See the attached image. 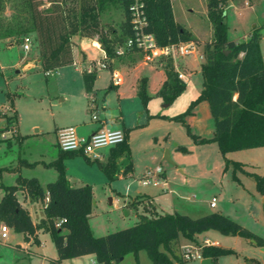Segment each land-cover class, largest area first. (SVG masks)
<instances>
[{
    "label": "rangeland",
    "instance_id": "1",
    "mask_svg": "<svg viewBox=\"0 0 264 264\" xmlns=\"http://www.w3.org/2000/svg\"><path fill=\"white\" fill-rule=\"evenodd\" d=\"M206 1L173 0L177 20L196 37V51L176 58L180 71L184 72V63L190 67L189 74L193 84L202 80L200 69L203 59L199 55L202 54L203 44L211 39ZM246 1L250 4L247 5ZM42 2L41 9L49 7L47 0ZM223 10L230 40L239 39L254 25H261L263 37L260 44L264 43V0H225ZM124 21V11L118 5H109L99 16L100 25L104 29L114 28L117 35L121 34ZM28 25L29 18L22 7V0H0V196L4 192L1 185L15 183L18 175L35 176L43 187L47 181L57 177L58 172L53 164L58 153L54 124H72L80 131L89 122H94L92 114H95L99 119L112 117L111 124L122 127V122L116 118L120 102L116 90L118 87L108 89L112 72L118 70L122 75L125 94L135 95L134 99L125 97L128 99H124L122 103L125 124L137 123L139 114L142 115V119H139L141 125L136 128L128 127V139L132 146V173L123 177H118L115 173L109 179L100 169L99 162H107L112 146L97 149L102 154L98 160L88 158L90 161H87L82 154L63 160L65 176L70 183L91 186L93 204L88 224L92 234L99 236L137 222L138 216L134 209L124 206L123 199L136 195L149 196L159 211L177 212L194 218L220 212L251 233L252 237H246L209 229L196 234L193 240L186 243L203 244L207 238L227 249L228 252L214 259V264H264V195L257 190L254 178V174L264 178V147L233 151L224 157L215 141H194L184 123L170 119L186 110L194 99L191 91L184 92L165 107L163 105L166 104L158 93L166 78L159 84L160 73L157 68L164 70L172 62L171 59L148 56L139 50H126V42L116 45V49L123 52L110 62L113 69L107 66L96 72V79L89 92L96 98L97 108L91 110L88 100L82 98L85 89L82 79L83 64L80 63L100 61L101 55H95L89 47L86 49L89 54L86 53L78 44L81 36L74 35L72 54L73 60L79 62L77 67L73 64L66 65L49 70L50 74L45 75L39 62V65L35 64L30 69L26 65L21 66V71H18L15 66L17 61L29 59L33 63L38 58L33 34L27 33L32 38V46L25 52L21 46L23 35L16 32ZM6 28L12 30L9 36L4 33ZM89 39L97 41V35ZM92 40L87 42L91 44ZM94 45L96 51L101 53L97 48H101L100 43ZM129 54H133V57H126ZM138 60L146 62L127 71L119 68L121 64ZM143 80L149 96L146 108L140 98L136 97ZM158 84V89H155ZM102 104L106 107L102 108ZM196 105L191 114L184 117V121L197 138H211L214 125L210 109L208 119H197L200 117L199 113L192 119L190 117L194 115ZM162 113L166 116H157ZM14 116V124L8 125L7 117L13 119ZM177 146L181 149H177ZM225 158L230 160L227 166ZM178 168H182V171ZM145 170L163 173L165 176L162 177L168 182L172 193L160 187L140 185L137 178ZM182 179L186 181L182 182ZM212 200L214 207L209 204ZM34 206V215L43 216L41 202L34 201ZM7 235L5 239L0 238V264H45L43 255L55 253V247L47 232L42 234L40 244L28 243L24 240L23 233L9 227ZM180 238L185 237L181 234ZM255 239L260 240L261 244H257ZM93 260L95 261L94 257L87 254L64 259L63 264H93ZM201 261L194 259L184 263L201 264ZM175 263L178 264L176 261ZM94 264L99 263L95 261ZM115 264L152 262L146 251L140 250L137 259L132 253H128Z\"/></svg>",
    "mask_w": 264,
    "mask_h": 264
},
{
    "label": "trees",
    "instance_id": "2",
    "mask_svg": "<svg viewBox=\"0 0 264 264\" xmlns=\"http://www.w3.org/2000/svg\"><path fill=\"white\" fill-rule=\"evenodd\" d=\"M47 1L50 3L49 7L41 9L42 0H22L29 25L16 31L20 35L33 34L34 47L38 51L40 66L44 71L72 64L74 35L89 38L97 35L109 67L112 59L119 56L116 45L135 37L130 0ZM142 1L146 20L143 32L151 33L157 45L193 40L191 32L175 20L171 0ZM224 1H206L211 39L202 46V89L184 112L170 119L184 123L196 142L215 141L221 155L225 157L229 152L264 147V64L259 45L261 26H252L245 40H230L224 21ZM109 5H118L124 11L125 21L120 35L116 34L114 28L104 29L100 25L99 16ZM11 31L6 28L4 33L9 36ZM130 50L137 51L138 48L134 46ZM164 71L166 79L158 93L165 104H170L181 95L186 84L178 79L171 63L166 65ZM82 79L85 90L89 92L96 79V72L83 71ZM114 87L110 82L108 89ZM138 96L146 108L149 96L146 94L144 80ZM203 100L207 101L213 119L214 132L211 138H197L184 121V117L191 114L193 107ZM13 119L7 117V124H14L16 116ZM127 131H124V142L111 149L107 162H99L100 169L109 179L118 173L116 159L121 155L126 158L122 174L126 175L132 170ZM77 154L81 153L59 149L53 162L58 172L57 177L47 182L44 187L36 177L21 175L16 177L14 184L1 185L4 192L0 198V222L23 233L25 241L32 239L37 243L39 230L49 233L56 257L49 258L48 264H62L64 259L87 254L93 255L99 264H115L128 253H132L137 259L140 250L146 251L152 264H174L175 261L185 264L177 254L181 234L193 240L198 233L217 229L224 234L252 237L247 229L223 213L212 212L194 218L177 212L151 211L152 206L148 202L143 206L147 213L138 215L137 222L95 236L88 224L93 204L91 186H72L65 176L63 160ZM85 159L90 161L87 157ZM225 161L227 166L230 160L225 158ZM234 165L239 166L237 163ZM254 178L257 190L264 195V178L256 174ZM17 191H23L30 199L42 203L44 217L37 223L32 222L29 211L19 202ZM46 196L48 199L45 202ZM134 202L135 200L130 204ZM61 218L64 221L57 227L55 222ZM255 242L261 244L258 239ZM201 251L203 257L210 258L212 262L218 255L228 252L227 249L215 245H204Z\"/></svg>",
    "mask_w": 264,
    "mask_h": 264
},
{
    "label": "built area",
    "instance_id": "3",
    "mask_svg": "<svg viewBox=\"0 0 264 264\" xmlns=\"http://www.w3.org/2000/svg\"><path fill=\"white\" fill-rule=\"evenodd\" d=\"M143 1L142 0H130V11L132 16V23L136 29L135 37L129 38L126 40L125 49L130 50L132 47L136 46L140 52H144L148 56L152 57H167L171 61H176L178 56H184L192 54L197 49L196 42L190 41H181L177 43H171L164 46H159L155 42V39L151 33L143 32V25L146 20L143 15ZM22 49L25 52H28L32 46V38L25 34L22 36ZM96 47V46H95ZM99 51H101L100 61L87 62L86 66L83 67V71L87 73L97 72L100 69L107 68L108 64L106 61V55L103 49L97 46ZM118 54H121L123 51L116 49ZM202 56V55H201ZM151 58V57H150ZM74 66H78L79 62L76 60L72 62ZM264 64V58H263ZM178 79L186 83L188 81V76L185 72L175 69ZM50 72L45 71V75H49ZM111 82L113 85H119L121 83V76L117 71L112 72ZM90 106L93 108L94 105L91 102ZM92 119L96 120L97 117L95 114H92ZM125 140L124 131L121 129H110L101 127L96 131L92 132L88 137L79 136L77 134L76 128L74 126H65L57 131V146L62 151H72L78 152L90 158L92 160H98L101 158L102 154L97 152V149L102 147L112 146L115 147ZM141 184L143 185H158L160 179L157 176H151L150 173H146L140 179ZM214 200L210 202V206H214ZM64 221L63 218L56 220L55 225L58 227ZM8 226L0 222V236L5 238L7 236ZM204 245H214L210 244L208 240L204 241V244H182L178 249V258L182 262H187L194 259L202 260L204 257L202 255V246ZM94 264L95 261L93 260Z\"/></svg>",
    "mask_w": 264,
    "mask_h": 264
},
{
    "label": "crops",
    "instance_id": "4",
    "mask_svg": "<svg viewBox=\"0 0 264 264\" xmlns=\"http://www.w3.org/2000/svg\"><path fill=\"white\" fill-rule=\"evenodd\" d=\"M246 4L247 5H249L250 3H248L247 1H246ZM171 5H172V9H173V14H174V3H173V0H171ZM174 18H175V20L177 21V22H179L178 20H177V17H176V15L174 14ZM180 23V22H179ZM257 26V25H256ZM261 26V25H260ZM249 32L250 31H248V33H246V34H244L242 37H239V39H232L233 41H236V42H238V41H242V40H245L247 37H248V35H249ZM192 33V32H191ZM263 35V32H262V30H261V39H262V36ZM192 38H193V40L192 41H194V42H196L194 39L196 38V37H194L193 36V34H192ZM199 39V38H198ZM72 40H73V38H72ZM88 40H92V39H89V38H87V37H80L79 38V40H78V44L80 45V47L83 49L84 48V50H85V52L86 53H88L89 54V51H87L86 49L89 47L90 48V50H92L93 52H95V55L97 54L98 56H100L101 55V53L100 52H98V51H96V48H94L95 47V45L94 44H98V42L97 41H93L92 40V45L89 43V42H87ZM12 45V44H11ZM11 45H9V46H11ZM259 45H260V51H261V55H262V58H264V43H262V44H260L259 43ZM135 53V52H134ZM202 54H200L199 56H200V58L201 59H203V57L201 56ZM126 57H133V54H129L128 56H126ZM34 62L33 63H31V60H29V59H24L23 61H17L16 63H15V66L18 68V71H21V69H20V67L21 66H27V67H29L28 69H30V68H32V67H34L35 66V64H38L39 65V62H40V60L38 59V58H36V59H34L33 60ZM35 61H36V63H35ZM203 61V60H202ZM145 62L146 61H143V60H138V61H134L133 63H130V64H128V63H124V64H121V65H119V68H125L126 69V71L127 70H129V69H135V68H137L139 65H141V64H145ZM202 63V62H201ZM80 64H83L82 65V72H83V67L84 66H86V64H87V62H83V63H80ZM171 66H172V68H173V70H175V69H178L177 67V63H176V61H172L171 62ZM184 67H183V69H184V72L187 74V76H188V81L185 83L186 84V86H185V89H184V91L181 93V94H183L184 92H188V91H191V96H192V98L194 97H196V96H198V94L200 93V91H201V89H202V81L203 80H201V81H199L198 80V82L196 83V84H193L192 82H191V74H189V71H190V67H188V65L186 64V63H184V65H183ZM110 69H113V66L112 65H110V67H109ZM23 71V70H22ZM115 71H117L119 74H120V76H121V83L119 84V85H114L115 87L114 88H117L118 87V89H116L117 90V94H118V96H119V99H120V102H118V107H117V109H118V115L116 116V118L117 119H119L121 122H122V127L120 128V127H117V126H115V125H112L111 124V122L113 121V119H112V117H108V116H105L104 118H101V119H99V118H97L96 120H94V122H89L88 124H86L85 126H84V128H82L80 131H78V129L76 128V126H74V125H67V126H74L75 128H76V131H77V134L79 135V136H83V137H88L92 132H94V131H96L97 129H99V128H101V127H104V128H110V129H121V130H123V131H125V130H128L129 128H136L137 126H139V125H141V119H142V115L141 114H139L140 116L138 117V121H136L137 123H133V124H130V125H126L125 124V122H124V117H123V115H122V103H123V101H124V99H128V98H125V97H127V96H130L131 98L130 99H134V97H135V95H134V93H132V95H126L125 94V91H124V87H123V79H122V75H121V72L120 71H118V70H115ZM157 71L160 73V80H159V84H160V82L161 81H163L165 78H166V76H165V73H164V70L162 69V68H160V67H158L157 68ZM191 73V72H190ZM200 73H201V69H200ZM97 74V73H96ZM147 78V77H146ZM201 78H202V76H201ZM159 84L155 87V89H158V86H159ZM147 88H148V86H147ZM84 89H85V87H84ZM92 90V89H91ZM91 92V91H90ZM90 92H88V91H86L85 90V92H84V94H83V96H82V98H84V99H86V100H88L87 101V104H88V106L90 107V109L92 110V109H94V108H97V104H95L96 103V98L93 96V95H91L90 94ZM135 94H136V91H135ZM136 97H139V96H137L136 95ZM93 103V105H94V107L92 108L91 106H90V103ZM169 104H166V105H163L164 107L165 106H168ZM101 107L102 108H105L106 106L104 105V104H102L101 105ZM208 111H209V105H208V103L206 102V101H201V102H199L197 105H196V107H195V109H194V115L192 116V117H190V118H192V119H194L195 117H196V115H197V113H199L200 114V117L199 118H197V119H201V118H203V119H208ZM3 115H6V113H3ZM161 115H164V116H166L164 113H162V114H158L157 116H161ZM114 118V117H113ZM110 119V120H109ZM140 119V120H139ZM71 122V120L69 121V123ZM60 124H62V123H60ZM62 127H65L64 125H55L54 124V136H55V138H56V146H57V131H58V129H60V128H62ZM129 127V128H128ZM210 133H211V131H210ZM209 133V134H210ZM204 134V133H203ZM129 134H128V131H127V142H128V144H129V147H130V155H131V149H132V146H130V142H129V136H128ZM212 136H213V134H212ZM178 147L179 146H177V149H178ZM57 148H58V146H57ZM252 149H254V148H252ZM246 150H248V149H246ZM58 151H59V148H58ZM58 154V153H57ZM228 154V153H227ZM109 157V156H108ZM108 157H107V159H108ZM131 161H132V170L130 171V172H128L126 175H124V174H122V171H123V168H124V165L126 164V158H125V156H123V155H121L120 157H118L117 159H116V163L119 165V171H118V177H123V176H129V174H131L132 173V171H133V160H132V157H131ZM178 170L179 171H182V168H178ZM150 173V175L151 176H157L159 179H160V182H159V184L158 185H152V186H154V187H160L161 189H163L164 191H167V192H169V193H172V191H170V189L168 188V182H166L164 179H163V173H158V172H156V171H151V170H145L137 179H138V183L140 184V185H142V186H148V185H143V184H141V182H140V179L143 177V176H145L146 175V173ZM165 176V175H164ZM32 177H35V176H32ZM37 178V177H36ZM52 180H54V179H52ZM52 180H49V181H52ZM49 181H47V182H49ZM184 181H186V179H182V182H184ZM46 182V183H47ZM46 183H45V185H46ZM69 183H70V181H69ZM14 184V183H13ZM72 186H75V187H77V186H82V185H85V184H72V183H70ZM149 185H151V184H149ZM178 187H181V186H178ZM2 195H3V193H2ZM1 195V196H2ZM16 195H17V198H18V200H19V202L21 203V205L24 207V208H26L28 211H29V215H30V217H31V220H32V222L33 223H37L41 218H43L44 217V214H43V216H40V217H37V216H35L34 214H36L34 211L36 210V207L34 206V201L36 202V201H38V200H33V199H30L28 196H26L25 195V193L23 192V191H17V193H16ZM1 196H0V198H1ZM47 196L45 197V202L47 201ZM124 200V203H123V205L124 206H127V207H132L133 209H134V212L136 213V215L138 216V215H140V214H145V213H147V211H145L144 209H143V202H148L151 206H152V209H151V211L152 210H155V211H157V212H162V213H167V212H163V211H159V210H157L156 208H155V205H154V203H153V200L149 197V196H147V197H144V196H129V197H127V198H124L123 199ZM133 200H135V202H134V204H130L131 203V201H133ZM140 200H142L141 202H136V201H140ZM174 201V200H173ZM211 202V201H210ZM210 204V203H209ZM215 206V205H214ZM214 206H211V207H214ZM41 208L43 209V207H42V203H41ZM10 228V227H9ZM7 233H8V231H7ZM43 233H45V232H43V231H38L37 232V237H38V242L37 243H41V236H42V234ZM105 234V233H104ZM104 234H102V235H104ZM8 236V235H7ZM7 236L5 237V238H7ZM100 236V235H99ZM0 238H2L1 236H0ZM4 238V239H5ZM205 240H208L207 238L205 239ZM28 243H34L33 241H32V239H30L29 241H27ZM188 242H190V240H188L187 238H179V243H178V245H177V253H178V249H179V246L180 245H182V244H186V243H188ZM208 242L210 243V244H214L215 246H219L216 242H210L209 240H208ZM204 244V243H203ZM202 245V244H201ZM43 257L45 258V264H48V259L49 258H55L56 257V250H55V253H52L51 255H43ZM92 257H93V255H92ZM62 264H63V261H62ZM176 264V263H175ZM179 264V263H178Z\"/></svg>",
    "mask_w": 264,
    "mask_h": 264
},
{
    "label": "water",
    "instance_id": "5",
    "mask_svg": "<svg viewBox=\"0 0 264 264\" xmlns=\"http://www.w3.org/2000/svg\"><path fill=\"white\" fill-rule=\"evenodd\" d=\"M201 264H214V263L212 262V260L210 258H203L201 261Z\"/></svg>",
    "mask_w": 264,
    "mask_h": 264
}]
</instances>
